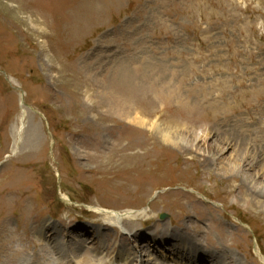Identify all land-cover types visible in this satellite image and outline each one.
Returning <instances> with one entry per match:
<instances>
[{"label": "rangeland", "instance_id": "1", "mask_svg": "<svg viewBox=\"0 0 264 264\" xmlns=\"http://www.w3.org/2000/svg\"><path fill=\"white\" fill-rule=\"evenodd\" d=\"M263 165L264 0H0V264H264Z\"/></svg>", "mask_w": 264, "mask_h": 264}, {"label": "bare ground", "instance_id": "2", "mask_svg": "<svg viewBox=\"0 0 264 264\" xmlns=\"http://www.w3.org/2000/svg\"><path fill=\"white\" fill-rule=\"evenodd\" d=\"M96 78V77H95ZM97 84L99 85L100 89L96 91V95L100 98V101L102 103H107L109 106H110V109L112 111H120L124 116L126 117H131L129 119L130 122H133L137 125H141V126H145L147 123H146V120H143L139 114V111L135 110V106H134V103H133V99H131L129 96L126 95H122L121 93L115 91L112 89L111 85L105 83L104 81H102V79L100 78H97ZM151 123V122H150ZM157 125V124H156ZM150 127H154L153 123L151 124ZM158 127V126H157ZM167 135H165L166 137ZM168 138V137H167ZM169 140V139H168ZM240 149V148H239ZM239 149H237L239 151ZM241 152L244 151L242 148L240 149ZM247 150L250 152L251 148H246V152ZM248 153V152H247ZM255 153L259 154L258 152L255 151ZM252 154V153H251ZM252 156V155H251ZM255 156V155H254ZM260 158V157H259ZM253 160H257L256 157L253 158ZM252 162V161H251ZM262 170H264V165L262 167ZM254 185L256 184L253 183ZM252 186V185H251ZM255 187V188H254ZM254 192L256 193V195L258 194H262L264 192V183L263 184H260V185H257V186H254ZM114 215V219L117 221H119L121 219V215L119 212H115L113 213ZM124 216V215H123ZM122 216V217H123ZM111 217V216H110ZM109 217V218H110ZM118 224V223H117ZM51 228L52 226L48 225L45 229L44 227L41 228V232H44L46 233V231H51ZM72 228V227H71ZM81 229V231H85L87 230V227H81L79 228ZM88 234V231L85 232V235ZM155 239H157L156 242H159V245H165L166 247H170L172 245L171 241L173 240L171 237H166L164 238L163 240H161L160 238L158 237H155ZM43 240H46L43 239ZM112 253V252H111ZM198 256V255H197ZM200 257L201 259H205L204 256H198ZM138 259V258H137ZM142 261V263H137V264H145L147 261H144V259L141 257L138 259V261ZM137 261V262H138ZM72 259H69L68 262L66 264H72Z\"/></svg>", "mask_w": 264, "mask_h": 264}]
</instances>
